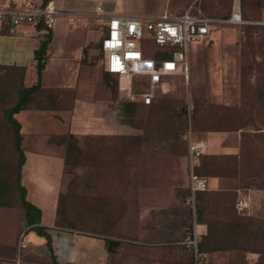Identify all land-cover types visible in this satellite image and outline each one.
<instances>
[{"label":"rangeland","instance_id":"rangeland-1","mask_svg":"<svg viewBox=\"0 0 264 264\" xmlns=\"http://www.w3.org/2000/svg\"><path fill=\"white\" fill-rule=\"evenodd\" d=\"M102 1L91 0L93 9ZM191 2L206 15L222 18L229 15L233 0L106 1L110 12L119 5L121 11L157 15L164 11L179 14ZM240 5L245 19L264 17V0H240ZM93 29L89 56L100 70L104 89H109L116 86V79L104 72L101 63L99 45L104 24L96 23ZM77 45L75 41L70 43L68 51L77 50ZM194 47L193 56L192 49L189 51L188 77L164 78L165 91L157 90L158 99L151 106L127 105V122L135 133L128 142L134 152V165L142 145L150 146L153 184L142 178L140 157L138 172H134L133 163L128 168L126 143L120 148V141L116 145L105 137H54L56 143L65 146L64 185L54 215L45 222L49 226L44 227L53 237L57 264H74L63 261L62 237L66 233L102 240L106 264H195L188 245L194 224L201 225L198 237L207 248L200 264H264V26L216 25ZM20 86L19 72L0 69V199L5 196V203L24 210L18 199V153L13 147L12 126L5 116L17 101ZM80 86H86L85 82ZM71 99L67 93L62 94L59 106L68 107ZM117 100L123 102L119 95ZM50 104L49 96L37 94L29 106ZM189 132L194 139L224 135V140L234 145L229 154L205 151L197 160L194 171L208 179L209 187L196 194L194 211L187 203L188 185H180V168L170 157L157 159L158 153L182 154V142H188ZM111 160L116 166L110 165ZM189 174L187 166L185 183ZM169 188L183 196L184 210L176 214L150 213L147 208L153 203L151 193ZM238 191L249 198V206L242 212L234 207ZM245 212L250 216L238 215ZM11 215L0 217V240L8 244L0 246V264H55L45 238L29 230L25 222L16 229ZM159 227L166 230L160 231ZM205 235L208 240H203ZM20 238L27 248L20 250ZM110 239L120 240L113 252L107 250ZM221 245L231 247L217 249Z\"/></svg>","mask_w":264,"mask_h":264},{"label":"crops","instance_id":"crops-1","mask_svg":"<svg viewBox=\"0 0 264 264\" xmlns=\"http://www.w3.org/2000/svg\"><path fill=\"white\" fill-rule=\"evenodd\" d=\"M21 1L0 0V7L18 5ZM48 1L34 0L37 6L44 5ZM52 1L61 14L57 16L50 29L51 39L42 61L41 89L45 92L58 94L60 97L67 93L72 99L66 108H61L58 103L56 109H52L50 106V108L37 107L23 109L14 115L21 125L22 146L26 156L21 171V183L26 188L27 200L40 208V224L43 226H49L46 223L55 213L57 196L64 185L65 146L56 143L55 136L70 135L82 139L105 137L112 139L115 143L120 141V148L121 143H126L125 148L129 151L126 158L130 160L128 168L133 163L134 172H138L137 160L140 157L142 178L151 180L153 173L151 161L153 152L146 144L142 145L140 156L135 158L134 165V152L132 145L129 146L128 142H132L135 133L134 127L127 122V105L117 100L119 94L116 86L104 89V83L100 80V70L92 62L89 53L91 45L94 44L93 26L101 22L105 24V15L157 16V14H138L126 9L121 11L118 8L119 5H116V9L110 12L107 0L98 3L95 9H93L91 0ZM105 6L107 9L104 8ZM66 13H75L78 16L77 22L73 25L69 24ZM46 35L47 31L43 28L34 27L28 22H21L13 28L4 27L0 31V69L19 72L21 82L25 87L36 84L37 60L35 53L41 42L46 39ZM74 41L78 43L77 50L71 49L69 52V44ZM194 44L196 43L190 46L192 56L196 51ZM91 72L93 74L89 75ZM80 82H85L84 89L80 86ZM89 94H92L91 99H88ZM223 136L209 134L198 139L193 138V140L202 143L205 146V151L229 154L233 151L234 145L224 140ZM167 158L182 172L180 185H188L189 177L187 184L183 180L187 166L190 168L188 148L187 152L182 154L158 153L157 155L159 160ZM110 165L116 166L114 160H111ZM166 170L168 171V168ZM162 172L161 170L159 173ZM153 182L155 181L151 180L150 184ZM159 187L162 185L160 184ZM151 195H153L150 196L153 203L147 208L150 213L176 214L184 210L183 196L176 190L169 188L164 192L158 191ZM5 198L4 196L0 199V217L4 218L12 213L11 216L17 225L16 229H18L23 222L26 223L25 212L22 208L16 209L11 207V204L5 203L2 200ZM187 203H189V197ZM158 229L163 232L166 230L160 227ZM101 241L88 240L66 233L62 237L63 261L74 264H106L102 254ZM4 243L0 240V246L8 245ZM66 250L68 254L65 253Z\"/></svg>","mask_w":264,"mask_h":264},{"label":"built area","instance_id":"built-area-1","mask_svg":"<svg viewBox=\"0 0 264 264\" xmlns=\"http://www.w3.org/2000/svg\"><path fill=\"white\" fill-rule=\"evenodd\" d=\"M59 14L61 12L52 0L39 6L34 0H22L18 5L0 7V31L4 27L13 28L21 22L51 29ZM66 15L69 24L77 22L75 13ZM105 18V31L100 40L103 70L115 77L117 91L123 101L140 102L145 106L154 102L158 89L165 91L164 78L174 75L188 77L190 45L206 39L214 26H264V18L248 20L243 17L240 0H233L230 13L225 18L206 15L195 2L188 4L179 14L177 11H164L157 16L109 14ZM186 139L190 166L189 205L194 211L195 193L208 190L209 182L206 177L193 171L197 160L205 153V146L195 142L190 132ZM248 206L249 198L238 191L234 200L236 211L242 212ZM200 233L201 225L194 224L192 240L188 245L195 264H200L204 258L197 249ZM19 248H27V243L21 238Z\"/></svg>","mask_w":264,"mask_h":264},{"label":"trees","instance_id":"trees-1","mask_svg":"<svg viewBox=\"0 0 264 264\" xmlns=\"http://www.w3.org/2000/svg\"><path fill=\"white\" fill-rule=\"evenodd\" d=\"M45 1H47V0H45ZM225 17H228V15L224 16L222 18H225ZM39 28H43V26H40ZM43 29L45 31H47L46 39L41 42L39 49L35 53V59L37 60V82H36V84L29 86V87L23 86V84L21 82V86H20V89L18 91V99L11 108H9L5 111V116H6V120L8 121V123L11 124V126H12V129H13V147H14L15 151L18 153V160H17V165H16L18 189H19L18 199L24 208L26 224L30 227L29 230H34L37 235L45 238L46 246H47V249L50 253L51 260L53 261V263L57 264V262H56L57 258L55 256V254H53L51 234L49 232H47V229L43 225L40 224V222H41V210H40V208H38L37 206H35L34 204H32L30 201L27 200L26 188L21 183V171H22V166L25 163L26 156H25V151H24L23 146H22L21 125H20L19 121L14 117V115L16 113H18L19 111H21L23 109H30L29 104L37 94H46L47 96H49V99L51 102L50 107H52V109L57 108L59 95L58 94H52L51 92H45L44 90L41 89L42 61H43L44 55L46 53L47 45L51 39L50 29H46V28H43ZM157 99H158V97L154 100V102L151 105H153ZM123 102L126 105L130 104L129 102H125V101H123ZM131 103H139L142 106H145L140 102H131ZM151 105H148V106H151ZM42 107H49V106H42ZM35 108H37V107H35ZM182 134H183V132L179 133L180 136ZM184 141L185 142L181 141L183 144L182 150H181L182 153L187 152V148H188V142L185 139H184ZM196 166H197V163L194 165L193 171H194V168ZM194 173H196V172L194 171ZM197 175H199V174H197ZM199 176L205 177L203 175H199ZM188 189H189V187H188ZM198 193H200V192L195 193V196ZM189 196H190V189H189ZM195 196H194V200H195ZM238 215L241 217H248V216H250V213L248 212L246 214V212H245L243 214H238ZM189 233L192 237L191 231ZM203 240H208V237L206 235L203 236ZM216 247H217V249H227V248H230L231 246L222 247V245H221V246H216ZM197 249H198V253L200 255H206V250H207L206 244H205V241L204 242L201 241V236L198 237ZM113 251H114V248L111 252H113ZM201 263H202V261H201Z\"/></svg>","mask_w":264,"mask_h":264},{"label":"water","instance_id":"water-1","mask_svg":"<svg viewBox=\"0 0 264 264\" xmlns=\"http://www.w3.org/2000/svg\"><path fill=\"white\" fill-rule=\"evenodd\" d=\"M120 244V240L117 239H110L108 241V246H107V250L108 251H112L114 247H117Z\"/></svg>","mask_w":264,"mask_h":264}]
</instances>
